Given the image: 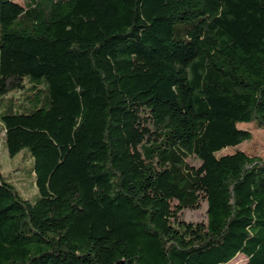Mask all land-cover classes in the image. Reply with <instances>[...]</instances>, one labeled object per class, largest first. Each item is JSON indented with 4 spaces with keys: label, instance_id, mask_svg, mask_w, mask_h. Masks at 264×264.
I'll return each mask as SVG.
<instances>
[{
    "label": "trees",
    "instance_id": "obj_1",
    "mask_svg": "<svg viewBox=\"0 0 264 264\" xmlns=\"http://www.w3.org/2000/svg\"><path fill=\"white\" fill-rule=\"evenodd\" d=\"M18 93L37 193L0 173V264H264V158L220 154L264 139V0H0Z\"/></svg>",
    "mask_w": 264,
    "mask_h": 264
},
{
    "label": "rangeland",
    "instance_id": "obj_2",
    "mask_svg": "<svg viewBox=\"0 0 264 264\" xmlns=\"http://www.w3.org/2000/svg\"><path fill=\"white\" fill-rule=\"evenodd\" d=\"M25 0H16L19 4L23 5ZM24 95L18 93L9 95L0 100V113L5 104L11 100L15 106H18L23 99ZM24 103V101H23ZM238 128L250 133V139L248 141L243 142L237 147L227 148L220 152V154H233L237 150L244 152L250 157H257V158H264V139L262 131L253 123H240L238 124ZM3 136L4 133L2 132V127L0 124V173L4 175L6 178L11 177L13 178V182L16 185L17 190L21 194L24 199L33 200V195L36 194V190H34L33 186V178H30L27 174L29 169L30 162L28 161V154L23 156V153H19L14 158H9L7 152L4 148L3 144ZM190 162L197 165L194 159H190ZM19 167H23L22 169V176L20 177V170ZM205 209L206 206L204 203L198 209L194 210H185L182 213V218L187 222H200L205 220ZM241 256V255H240ZM235 258L232 262L228 264H243V260H236Z\"/></svg>",
    "mask_w": 264,
    "mask_h": 264
},
{
    "label": "crops",
    "instance_id": "obj_3",
    "mask_svg": "<svg viewBox=\"0 0 264 264\" xmlns=\"http://www.w3.org/2000/svg\"><path fill=\"white\" fill-rule=\"evenodd\" d=\"M234 262V261H233Z\"/></svg>",
    "mask_w": 264,
    "mask_h": 264
}]
</instances>
